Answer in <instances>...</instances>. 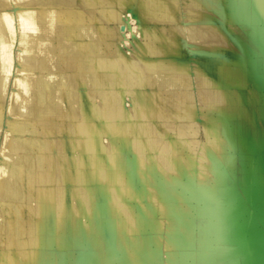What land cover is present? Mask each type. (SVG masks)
I'll list each match as a JSON object with an SVG mask.
<instances>
[{
    "label": "bare ground",
    "instance_id": "obj_1",
    "mask_svg": "<svg viewBox=\"0 0 264 264\" xmlns=\"http://www.w3.org/2000/svg\"><path fill=\"white\" fill-rule=\"evenodd\" d=\"M34 1H40L46 8L42 10L30 8L24 10V12H20V22L31 18V20H35V22L41 24L32 27L37 28L36 33L27 34L20 40L18 51L19 63L18 67L14 70H16V72L23 71L24 74L20 78L16 76L15 80H13L15 86L21 87L30 82L29 80L31 78L28 77L25 71L27 67L35 68L36 84L34 86L37 90L39 100L41 102H46L48 89L51 88H57L58 95L62 98L61 88L67 85L68 82V75L64 71V59L55 57L53 68L50 58L47 61L37 56V53L40 51L47 52V50H44L43 44L46 45L45 40L47 36L51 35V32L54 30L61 38L65 36L72 38V42L69 44H63L62 42L56 43L54 45V50L60 49L63 51L66 48L69 49L71 53L70 58L72 59L71 66H75L77 69L82 68V70L86 72L83 76L85 82L97 78V80H100L101 84H107L108 90H110L112 87L110 89L109 87L112 85L109 81L115 78L114 81L116 85L118 84L121 87V91L125 90L136 96L134 113H129V111L118 105L120 97L118 92L115 91V89H111L108 92L109 99L107 108L111 111H116L115 113L117 114L123 113L124 116L133 118V121L126 125L130 135L126 134L118 138L119 142L125 145L126 143L128 144V138L131 135V140L133 139L132 137H134L133 146H124L125 148L130 147L132 149V154H129L125 160L123 158L127 166V171H123V169L117 166V157L112 153L108 156L106 169L102 167L92 168L93 172L90 173V175L97 172L104 176L99 186V191H102L107 198L106 200H100L96 204L95 201L90 198L82 199L89 209H93V214L94 211H96L94 215L98 216L94 226L87 219H84L86 225H83L82 218L80 219L79 217L77 219V226H79L76 227L77 232L80 231L83 238H87V243L89 245L92 242L91 240L94 242L92 247L87 249L84 264H93L95 261L99 264H141L146 255L143 239L147 238V235L145 238L144 236L142 237V235L147 231L146 229L149 228L157 232V235H149V242L146 239L147 246L150 242L152 243L155 241L157 243V241H159L158 236L162 228L169 229L167 232L169 234L168 236L172 237L170 239L174 242L181 239V236H185L188 242L187 245H192L191 242L195 238L194 234H192L193 230L190 229L188 225H185L186 222L193 224V219L190 218L191 215L188 214V209L177 207L173 202L174 199L170 200V202H166L159 201L156 195L149 197L147 182L143 185L141 184L142 186H139L138 190H133L129 187L141 172L145 173L144 169L140 167V161L138 162V160H148V162H150V153L153 155L157 153L155 151V143L150 134L151 130L156 129L157 123L154 120L163 121L162 124L165 125L163 129L168 130L169 123L166 122V120H168L169 117H183L186 113H191V109H188L187 104V100L190 99L189 93L191 90L188 87L186 90L183 88L191 83L189 82L190 77H192L193 80L192 86L195 87L197 84L201 85L199 93L201 104L208 103V106L213 105L218 111L220 131L226 134L228 138V147L232 148L235 140L246 138V131L239 125H236V121L237 117L241 114L248 119H252L250 114L251 109L249 110L250 107L248 105L249 102H247L248 97L255 98L258 102L254 106L255 111L264 110V0H78L86 6L100 3L103 5L110 4V6L111 4H118L119 6L130 5L135 8L141 21V30L143 34L141 36L134 34L128 46L124 45L125 40L123 39L125 34L124 28L128 26L126 24L128 22H125L126 20H121V16L123 17V15H116L117 12L115 13L110 9H106L108 6L99 12H92L93 14L89 19V14H86L85 10L83 12L77 11V9L74 11V8H70L72 10L68 8L69 10H67L65 6L64 9H61V7L57 8L60 5H73L77 0H30V3L26 5L33 6ZM202 1L204 2L202 3ZM82 8L84 9L85 7ZM82 8L79 7L78 10ZM89 9L91 10L90 7ZM179 11L181 12L183 24L191 23L190 26L194 27L192 35L193 42H187L186 47L190 48L192 53H198L200 55L199 58L190 60L179 57V59L172 61V55L168 54L169 49L174 50L175 47L179 44L182 45L183 42L181 36L178 35L175 30H172L174 26H176L175 23L180 19ZM11 18L12 15L10 14L5 15V17H0V101L1 96H3L6 91L9 77L2 73L11 68L10 45L13 40L9 25ZM87 19L92 22H94L95 19L108 22L102 29V35L107 41L96 43L84 40V36L86 35H98V31L93 28V25L90 23L87 24ZM198 22L199 26L197 25ZM79 23H83L84 26L80 24L79 27ZM149 23H151L152 26L155 24L156 28H158V26L160 27V24L167 23V25H170V29L164 32L159 29L152 31L156 32L157 35L154 36L156 40L153 44L150 41L146 42L144 40L146 36L149 38V34L151 33L147 27ZM202 33H204L203 36L207 43L206 53H203L200 48L202 39L199 38V35ZM36 36L38 40L35 39ZM166 38L169 39L166 40ZM109 42H111V44ZM32 43L36 49L34 55L22 56L21 53L23 51L30 52L27 47ZM160 43H163L161 44V46H164L163 49L160 48ZM157 54L159 57L164 56V60L161 61H164L162 63H167L164 65L167 70L161 69V62H158L160 60H158ZM218 63L221 65L229 64V66H234L217 68L216 65ZM194 72L195 78L192 76ZM214 74H220L224 82L218 81L220 90L213 93L204 89L202 86L211 87L214 84ZM235 84H237L236 87L240 85V89L239 91L238 89H232L235 92V96H232V90L226 86L230 87ZM173 86L174 88L170 90L169 87ZM29 87L31 88L30 85ZM19 90L17 92L15 88L13 91L11 90L12 92L9 94L8 110L10 115L13 113H19L21 115L26 114V105L24 102L30 100V95L23 91L19 92ZM221 99H226V101ZM205 108H207V106ZM196 113L199 119L207 118L202 114L200 108H197ZM40 120L43 123H47L45 115H42ZM12 127L14 130L19 128L20 125H13ZM259 139L261 140L260 143L263 144L264 135H261ZM253 142L255 141L251 140V146H254ZM28 147L31 148V146ZM47 148L48 146L42 145L38 150L46 159L48 166H46L47 169L44 168L43 172L39 170V174L44 177V181L46 182H43L38 187L37 198H32L34 200V215L31 220L29 217V221H27L32 225V229L28 232L27 236H19V234H15L14 231H8L6 232V241L0 242L2 246H0V255H2L3 252L5 256H9L7 258L9 260L8 264L76 263V261L71 259L73 252L68 250L67 241L64 240L63 230L65 223L62 224V222L67 211L66 207H64L66 203L64 204V201L61 200L57 205H54L52 200L48 198V195H50L55 188L52 189V186L50 188L48 184H46L47 181H49L48 175L52 173V161L45 155L48 154L46 151ZM171 148H173L175 152V160L177 162L179 161V167L175 168L176 171L173 175H165L164 172H159V180L164 182L166 186L168 185L170 190H172L173 187L170 182L175 183L184 173L187 177L193 178L195 173V171L192 170V162L189 160V156L179 151L175 146H171ZM94 149L95 148L91 146L87 148L88 152L91 151L95 154ZM259 149L260 153H258L257 157L262 163H260L261 169L264 170V148L260 147ZM252 155L255 156L254 153ZM205 157L206 154L204 152L202 158ZM4 160H10V156L5 150L2 151V156L0 158V187L2 185V176L5 177L6 174L4 171ZM79 160L83 161L84 159L80 156ZM182 160L184 163L180 164ZM190 169L192 170L191 172L189 171ZM27 171L30 172L29 167H27ZM7 174L10 175L9 178H11L12 181H16L15 178L19 174L18 168L15 165L8 166ZM222 175V171L220 170L219 173H217L220 180H222ZM124 180H126V182ZM244 180L248 190H250V188L257 191L260 190L261 184L257 176L248 175ZM184 188L188 190L190 195L193 193V188L188 184L181 187L182 190H184ZM2 193L3 191L0 189V198ZM127 194L132 198L133 196L138 198V203L140 205L138 212H133L127 204L128 200L124 199V196ZM183 194V192L176 191L175 195L177 196V202L178 199L184 198ZM238 196L242 197L241 194ZM247 197L252 200L254 199L251 194ZM143 201L146 203L143 204ZM76 204L77 202L75 200L73 206L74 209L79 212V207H77ZM243 206L244 204L237 203L235 207V209L237 208V210H235L236 214H234L236 218L240 216L241 210L243 211ZM256 208H258L259 211V204ZM156 209L161 212V217L156 215ZM260 210L264 214V210H262V208ZM54 211L58 212L57 218L60 222L57 228L61 229V231H58V233L55 232V234L51 232L50 228L53 220L51 214ZM174 213L177 215V218L174 217ZM237 213H239V215ZM127 216L132 219V223H134L133 226L131 225L129 227L130 237L126 236L123 231L124 226L127 225V223L124 224L125 221L123 222V219ZM166 217L169 222H165ZM11 223L9 217L6 224L11 226ZM215 227H217L215 231L218 233V237H221L219 239L222 242L234 240L236 243H240V247L241 244L245 245V242H247V239L244 238L245 236L243 237L241 229L244 228V225L242 223L237 224V221L232 218L230 220L226 219L224 214L219 216V221ZM256 227L254 223L253 227L250 224L248 228H250V231L256 232ZM75 233L72 232L73 235H75ZM230 233L233 235L231 236L232 238L229 235ZM17 237H19V239ZM261 237L258 235L257 237L252 236L248 243L255 245L263 239ZM53 245L55 247H53ZM174 245L176 246V244ZM188 255L192 260V264H196L192 257L193 252H190ZM59 257L61 259L60 261L58 259ZM233 264L238 263L236 261Z\"/></svg>",
    "mask_w": 264,
    "mask_h": 264
},
{
    "label": "crops",
    "instance_id": "obj_2",
    "mask_svg": "<svg viewBox=\"0 0 264 264\" xmlns=\"http://www.w3.org/2000/svg\"><path fill=\"white\" fill-rule=\"evenodd\" d=\"M203 2L204 1H202V3ZM93 8L94 12H98L102 10L103 4H95ZM12 14L11 21L13 31H11V36H13V40L10 45L12 68L10 70V77L7 80L6 91L3 96H1L0 101V158L4 150L10 156V160H4V171L6 174L5 177L2 176V185L0 187L3 191L0 198V242L6 241V232L8 231H14L15 234L21 231L25 232V234L27 233V235L28 232L31 231L32 225L27 222L29 218L24 219L26 220L24 221V225L20 222V220L23 222L22 219L25 212L17 211V204H14L15 213L20 214L21 217H19L20 215L17 216L18 214L16 215L13 213V215L12 212H7L10 206H8L7 200L37 198L38 187L43 182H46L44 181V177L39 174V170H41V168L47 169L46 166H48L46 159L38 150L42 145L48 146L46 150L48 154L45 155L52 161V173L48 175L49 181H47L46 184H48L50 188L52 186V189L55 188L54 191L52 190L53 192L48 195V198L52 200L54 205H57L61 200L64 201V204L66 203L64 207H66L67 211L62 222V224L65 223L64 230L62 229L64 231V240L67 241L68 250L73 252L71 259L76 261L74 264H84L87 249L91 248L94 242L91 240L92 242L89 245L87 243V238H83L80 231L77 232L76 227H79L77 226V219L79 217L80 219L82 218L83 225H86L84 219H87L94 226L98 216L94 215L96 211H94L93 214V209H89L82 199L90 198L95 201L96 204L100 200H106L107 198L102 191H99V186L104 176L97 172H94L93 175H90V173H92L95 168L102 167L106 169V163L108 162L107 160L110 153L116 155L117 166L123 169V171H127L124 160L125 158L127 159L129 154H132V149L130 147L125 148L124 146H133L134 137H132L133 139L131 140V135L128 138V144L126 143L125 145L119 142L118 138L126 134L130 135L126 125L132 122L133 118L126 117L123 113L117 114L115 113L116 111H111L107 108L109 99L108 92L111 89H115L118 95L121 93V87L118 84L116 85L114 77V80L112 79L109 81L112 85L109 87V89L112 87L110 90H108L107 84H101L100 80H97V78L85 82L83 76L86 72L83 71L82 68L77 69L75 66H71L72 59L70 58L71 53L69 49L64 47L66 49L63 51L60 49L54 50V45L56 43L62 42L63 44H69L72 42V38L68 36L61 38L54 30L45 40L48 47L47 52L40 51L37 53V56L47 61L50 58L53 68L55 57L64 59V71L68 75V82L67 85L61 88L62 98L59 97L57 88H51L48 89L47 92V101L41 102L39 100L37 90L34 86L36 84L35 68L27 67L25 71L28 77L31 78L29 80L30 82L21 87L15 86L13 80H15L16 76L20 78L24 74L23 71L16 72V70H14V67L18 63L17 54L20 47V40L27 35V29L30 30L33 26H36L37 23L35 20L28 18L23 20L20 24L19 19L14 16V12ZM86 22L87 24L91 23L93 25V28L98 31V35H86L84 38L86 40L102 38V29L108 22H104L101 19H95L94 22ZM190 25L191 23H185L188 42L192 34ZM197 25L199 26V22ZM203 35L204 33L199 35V38L202 39L200 48L203 53H206L207 43ZM35 39H37V36ZM161 44L163 43H160V48L163 49L164 46H161ZM27 48H29L30 55L35 53L36 49L33 43ZM168 54L172 55V61L179 59V57L190 60L200 57L198 53H192L190 48H187L184 44H179L174 50L169 49ZM157 56L158 60H160L158 62H161V69L167 70L164 67L167 63L165 64L162 63L164 61H161L164 60V56L159 57L158 54ZM230 66L229 64L221 65L219 63L216 65L217 68ZM213 80L214 84L211 87H202L213 93L218 92L220 90L218 81L224 82V80L220 74H214ZM200 86L201 85L197 84L195 87L191 86L189 88L191 92L189 93L190 99L187 100V104L188 109H191V113H186L183 117H169L166 121L169 123L168 130L163 129V126H165L162 124L163 121L154 120L157 123L156 129L151 130L150 134L155 143V151L157 153H155V155L150 153L151 163L148 162V160H138V162L140 161V167L144 169L145 173L141 172L140 175L133 180L131 185L128 183L130 185L129 188L138 190L139 186L147 182L149 197L156 195L159 201L166 202H170V200L174 199L173 202L177 207L189 210L188 214L191 215L193 224L186 222L185 225H188L192 230L194 229L199 232L203 231L199 233V235L202 234L207 236L209 233L213 232V230H217L215 226L219 221V216L223 214L229 220L231 218L236 220L237 224L242 223L244 225V228H241L242 234H245L247 231H250V228H248L249 225L251 224L253 227L254 224L253 222L248 224L241 218L247 213V209H250L253 214L262 213L260 208L258 211L256 206L260 200L264 199V188L262 190L260 188L259 191L251 188L248 190L244 179L248 175L257 176L260 180V184H264V170L261 169L262 163L257 157L258 153H260L259 148H264V143H260L261 140L259 139L261 135H264V110L255 111L254 106L258 102L255 98L248 97L247 102H249V110L251 109L250 114L253 120L250 118L248 119L242 114L237 117L236 125H239L246 131V138L235 140L234 146L230 148L228 147V138L226 134L220 131L218 111L213 105L208 106V103L201 104L200 102ZM236 86L237 84L226 87L231 90L238 89L239 91L240 85L238 87ZM15 88L17 92L20 89L19 92L23 91L30 95V100L24 102L26 105V114L21 115L17 113L19 116L14 113L10 115L8 110L9 94ZM172 88H174V86L169 87L170 90ZM233 90L231 95L235 96ZM129 100L128 95L124 96L122 105L128 104ZM221 100L226 101V99ZM206 106L207 108H205ZM121 108L123 107L121 106ZM197 108H200L202 114L207 117L206 119L202 118L199 120V116L196 113ZM42 115H45L47 123H43L40 120ZM13 125H20V127L13 130ZM251 140L255 141L253 142L254 146H251ZM28 146H31V148ZM88 146L95 148V154L91 151V153L88 152ZM171 146H175L179 151L189 156V160L192 162V169L195 171L193 178L187 177L184 173L175 183L170 182L173 186L172 190H170L168 185L166 186L164 182L159 180L160 171L164 172L165 175H173L176 171L175 168L179 167V161L177 162L175 160V152ZM204 152L206 157L202 158ZM253 153L255 156L252 155ZM80 156L83 157V161L79 160ZM12 165H15L19 171L18 176L15 178L16 181H12L11 178H9L10 175L7 174L8 166ZM27 167L30 168V172L27 171ZM220 170L223 174L222 180L217 176ZM124 181L126 182V180ZM187 184L193 188V193L191 195L185 188V192L181 189L183 185L185 186ZM232 187H236L238 193H240L242 197L237 196L236 192H231ZM176 191L184 193V198L178 199V202L176 201ZM249 194L253 195V200L247 197ZM124 199L128 200L127 204L133 212H138L140 207L138 198L135 196L132 198L127 194L124 196ZM73 200H76V206L79 207V212L74 209ZM145 203L146 202L143 201V204ZM236 203L246 206H243V211L241 210L240 216H237V218L234 216V214H236L235 210H237V208L235 209ZM249 203L252 204V208H248ZM11 207L12 206H10V208ZM30 214L31 220L34 212ZM237 214L239 215V213ZM51 215L53 220L50 228L51 232L55 234V232L58 233V231H61V229L57 228L60 222L57 218L58 212L54 211ZM156 215L160 217L162 215L158 209H156ZM176 216L177 215L174 213V217ZM9 217L12 222L11 226L6 224ZM124 221V224L127 223V225L124 226L123 231L126 236L130 237L129 227L131 225L133 226L134 223H132V219L128 216L123 219V222ZM165 222H169L167 217L165 218ZM166 229L167 228H164L163 230ZM72 232H76L75 235H73ZM21 235L23 236V233H21ZM53 247L55 246L53 245ZM165 248L164 246V249ZM161 252L159 254L160 263H163L164 258H162ZM58 259L59 261L61 260L60 257Z\"/></svg>",
    "mask_w": 264,
    "mask_h": 264
},
{
    "label": "rangeland",
    "instance_id": "obj_3",
    "mask_svg": "<svg viewBox=\"0 0 264 264\" xmlns=\"http://www.w3.org/2000/svg\"><path fill=\"white\" fill-rule=\"evenodd\" d=\"M28 3H30V0H0V17L1 16L5 17V15H7V14H10V15L13 16L12 13L14 12V16H16L19 19V22H20V12H24V10H27V9H30V8H34L35 10H42V9L46 8V6H44L40 1H34V5L33 6L26 5ZM20 4H22V5H20ZM67 5L68 6L60 5L57 8L61 7V9L62 8L64 9V6H65V7H67L66 8L67 10H69L70 8H74L73 9L74 11L76 9H77V11H82V12L85 10V13L89 14L88 18L91 17V15L93 14L92 12H94V8H93L94 5L86 6L84 3H82V2H80L78 0L76 2H74L73 5H70V4H67ZM71 6H74V7H71ZM75 6H77V7H75ZM107 6L110 7V8H108ZM79 7L80 8L85 7V8L84 9L82 8L83 10L82 9L78 10ZM89 7L91 8V10L89 9ZM50 8H55V7H50ZM103 8L110 9V10L114 11L115 13L117 12L116 15H119V14L123 15V17L121 16V20H124V21L126 20L125 22H128V23H126L128 25L126 27L127 29L124 28L125 34H124V38L123 39L125 40V43H126V44L124 43L125 46L130 45L129 41H130V39L132 40L134 34H136L138 36L139 35L141 36L143 34L142 30H141V21H140V19L138 17L137 11L132 6H130V5H121V6H119L118 4H111V6H110V4H108V5H103ZM70 10H72V9H70ZM87 10H88V12H87ZM179 13H180V19H179V21L177 23H175L176 26H174V28L172 30H175L177 32V34L181 36V39L183 41L182 45L184 44L186 46V44L188 42L187 37H186V28H185V24H183V22H182L181 12L179 11ZM130 18H131V20H130ZM136 18H137V20H136ZM11 20L12 19H10V22H9L10 32L13 31L12 21ZM87 21H91V20L87 19ZM20 24H21V22H20ZM40 24L41 23L38 22L36 24V26L40 25ZM80 24L82 25L83 23H79V27H80ZM153 25L154 26H152L151 23L148 24L147 27L149 28L148 30L151 33L149 34V38H147L148 36H146L144 40L146 42L150 41V42H152L154 44V42L156 40V37H154L156 35V32H152V31L159 29L160 31L164 32V31L170 29V25H167V23L166 24H160V27L158 26V28H156L155 24H153ZM82 26H84V24ZM136 28H138V29H136ZM193 28L194 27L190 26V29L192 31V34H191V37H190V40H189L190 43L193 42V40H192L193 39V37H192ZM36 30H37V28H32L30 30L27 29V31H28L27 34H34V33H36ZM126 34H127V36H126ZM102 38H100L101 40L99 38H96V40L88 39L87 41L96 42V43L107 41L104 38L103 35H102ZM167 39H169V38H166V40ZM84 40L86 41L85 38H84ZM124 40H123V42H124ZM109 43L111 44V42H109ZM43 47H44V50H48L47 45L43 44ZM15 49H16V47H15ZM23 52L21 53L22 56L30 55V52H26V51H23ZM32 55H34V54H32ZM17 58H18V63H19V55L18 54H17ZM18 63L14 67V69L16 67H18ZM11 68H12V66H11ZM11 68L8 71L3 72L2 74L6 75L7 77L8 76L10 77ZM192 76H194V78H195V72L193 73ZM192 81H193L192 77H190L189 78V82H191V83H189L188 86H184L183 88L185 90L187 89V87L190 88L192 86ZM180 90H182V89H180ZM126 95L129 96L130 100H129L128 104H123L124 105L123 106L122 105V99ZM135 101H136V96L135 95H133L132 93H130L128 91L122 90L121 93H120L118 105L122 106L124 109L129 111V113L130 112L134 113V107L136 106ZM199 120H201V119H199ZM150 163H151V161H150ZM183 163L184 162L182 160L180 164H183ZM192 170L190 169L189 171L191 172ZM43 171H44V169L41 168L40 172H43ZM260 188L263 189L264 188V184H261ZM231 192H233V193L236 192V194H238V195L240 194V193H238V190H237L236 187H232V191ZM7 203H8V206L9 205L12 206L11 208H10V206L8 207L7 212H12V214L16 210L25 212V214H23V216H24L23 219H22L23 222L20 220V222L23 225L25 224L24 221H26L24 219H26V218L28 219L30 217V215H31L30 213L34 212V209H33L34 208L33 207L34 206V200L33 199H28V198L27 199L21 198V199H15V200L14 199H8ZM14 204L18 205V208L16 210H15V205ZM258 204H259V208L260 209L262 208V210H264V199L260 200L258 202ZM236 205H237V203H236ZM236 205H235V207H236ZM251 206H252V204H250L248 206V208L249 207L252 208ZM249 210L250 209H248V211H247V215L245 214V215H243L244 217H241V218L243 220H245L248 224H250L252 222L256 223L255 226H257L256 227L257 229H256V232L247 231L245 234H243V237L245 236L244 238L247 239V242H245V245L241 244V247H240V245H239L240 243L237 242L238 243L237 244L234 240H230L231 242L230 241H226L227 239L225 240L226 242H222L219 239L221 237H218V233H216V231L211 232L207 236H205V235H202V234L199 235V233H201L203 231L199 232V231H195L194 229L192 231V234H194L195 238L191 242L192 245H187L188 242L186 241L187 239H186L185 236H181L182 241H181V239H178L177 242H174L172 239H170L172 237L168 236L169 234L167 232H168L169 229L167 228L166 230H163L164 228H162V231H161V233L159 232L160 234L158 236L159 241H157V243L155 241L152 242V243L150 242V244L147 246V240L149 242V235L150 234L153 235V236L157 235V232H155L154 230L149 228V229H146L147 231H145L144 234L142 235V237L144 236V238L147 235V238H146L147 240L143 239V244H144V246L146 248V250H145L146 251V253H145L146 255L144 256V259L142 260L141 264H192V260L190 259L189 255H188L190 252H193L192 257H193V259H194L196 264H233L236 261H237L238 264H264V214L263 213H260V214H253L252 213L251 214V212ZM255 210H256V208H255ZM19 215L20 214H18L17 216H19ZM252 215H254V216H252ZM19 217H21V215ZM226 219H228V218H226ZM150 230H151V232H150ZM17 233L19 234V236H21V233H23V236H25V235L27 236V233L25 234V232L19 231ZM252 233H253V235H252ZM197 235H198V237H197ZM229 235H230V237L233 236L231 233ZM257 235L259 237L262 236L261 238H263V239H261L255 245L248 243L250 237H252V236H256L257 237ZM17 238L19 239V237H17ZM174 244H176V246ZM164 246L166 247L165 249H164ZM244 246H245L246 249L244 248ZM161 251H163V252H161ZM160 252L162 254V258H164V262L163 263H160V257H159ZM8 257L9 256H5V254L2 252V255H0V264H8V262H9V260L7 259ZM93 264H99V263L95 261Z\"/></svg>",
    "mask_w": 264,
    "mask_h": 264
}]
</instances>
